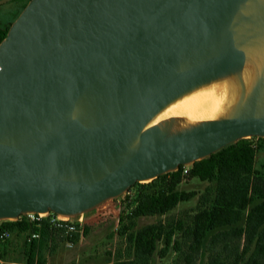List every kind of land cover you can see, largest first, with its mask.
<instances>
[{
	"label": "water",
	"instance_id": "obj_1",
	"mask_svg": "<svg viewBox=\"0 0 264 264\" xmlns=\"http://www.w3.org/2000/svg\"><path fill=\"white\" fill-rule=\"evenodd\" d=\"M237 24L242 41L264 34V0H29L0 41V219L77 215L264 137L258 85L237 116L172 133L150 125L180 95L243 66Z\"/></svg>",
	"mask_w": 264,
	"mask_h": 264
},
{
	"label": "trees",
	"instance_id": "obj_2",
	"mask_svg": "<svg viewBox=\"0 0 264 264\" xmlns=\"http://www.w3.org/2000/svg\"><path fill=\"white\" fill-rule=\"evenodd\" d=\"M7 30L8 27L0 32V41ZM244 139L193 161L185 173L183 165H179L149 182L133 184L128 189L136 188L126 215L129 225L122 224L118 232L129 244V257H116L106 264H149L155 253L165 256L170 248L178 251L186 264H197L203 252L207 254L204 264H264V171L255 168L257 146ZM185 177L215 183L214 188L209 186L201 194L202 205L188 222L159 220L129 232L136 218L164 215L179 202L195 196L193 191L178 188ZM40 221V239L28 241L27 264H34L46 232L57 230L47 220ZM119 221L124 223L125 217ZM4 224L15 231L36 229L24 221L7 220ZM176 233H180L181 240L175 237ZM78 235L72 232L68 238L74 241Z\"/></svg>",
	"mask_w": 264,
	"mask_h": 264
},
{
	"label": "rangeland",
	"instance_id": "obj_3",
	"mask_svg": "<svg viewBox=\"0 0 264 264\" xmlns=\"http://www.w3.org/2000/svg\"><path fill=\"white\" fill-rule=\"evenodd\" d=\"M29 0H0V32L7 29L11 22L16 18ZM177 125H165L163 128L168 132H177L174 128ZM185 129V128H184ZM246 141L257 146L255 168L264 171V137L258 136L245 137ZM192 166V162L183 165L184 173ZM152 179L139 181L140 183L149 182ZM214 182H208L197 177H185L178 185L179 189L195 192V196L186 201L179 202L175 208L164 215H148L135 219V225L129 232L148 224L166 219H182L186 222L190 220L202 203L200 198L206 189ZM136 188L133 187L117 197L109 198L101 203L100 209H108L111 213L102 218L91 217L96 211L90 210L85 213L87 221L81 226L78 238L71 241L68 235L61 231L49 230L42 239L40 250L34 257V264H106L113 261L116 257L128 258V242L125 236L118 232L124 224L129 225L126 218L129 212L130 201L135 199ZM213 197L211 193L210 198ZM202 205V204H201ZM121 216L125 217L124 223H120ZM75 218V215L71 217ZM7 220H14L7 218ZM123 224V225H122ZM175 237L181 240L180 233ZM35 239H40L39 236ZM28 237L23 231H16L14 238L8 243L0 245V264H27V257L30 252L28 247ZM161 246H159L160 248ZM206 252L201 253L197 264H204ZM149 264H186L184 257L173 248H170L165 256L155 253Z\"/></svg>",
	"mask_w": 264,
	"mask_h": 264
},
{
	"label": "bare ground",
	"instance_id": "obj_4",
	"mask_svg": "<svg viewBox=\"0 0 264 264\" xmlns=\"http://www.w3.org/2000/svg\"><path fill=\"white\" fill-rule=\"evenodd\" d=\"M240 12L247 14L252 10L241 5ZM233 30L234 39L239 40L247 28L237 24ZM239 43V48L245 53V62L239 70L202 83L180 95L161 109L150 125L162 129L165 125H177L174 128L177 131L205 121L237 116L256 85L254 108H257L264 96V34L249 40L240 39Z\"/></svg>",
	"mask_w": 264,
	"mask_h": 264
},
{
	"label": "built area",
	"instance_id": "obj_5",
	"mask_svg": "<svg viewBox=\"0 0 264 264\" xmlns=\"http://www.w3.org/2000/svg\"><path fill=\"white\" fill-rule=\"evenodd\" d=\"M111 213L108 209H100L97 210L91 217L95 218H102L105 217L107 214ZM69 215H61L57 214L55 212L49 211V212H34V211H28L25 213H21L16 218H13L17 221H24L30 226H33L36 229L30 228L29 230L24 231L28 237V240H32L39 236L40 228H41V221L42 219L47 220V222L55 229L65 233L66 235H69L72 232H78L80 231V228L82 225L85 224L87 221V216H85L84 212L79 213L75 215V218L72 219ZM7 221L6 218L0 219V245L7 243L11 241L15 235L14 230L8 228L4 222Z\"/></svg>",
	"mask_w": 264,
	"mask_h": 264
},
{
	"label": "crops",
	"instance_id": "obj_6",
	"mask_svg": "<svg viewBox=\"0 0 264 264\" xmlns=\"http://www.w3.org/2000/svg\"><path fill=\"white\" fill-rule=\"evenodd\" d=\"M101 204H99L98 206H96V207H94V208H92V209H90V210H94V211H97L98 210V207L100 206ZM101 207V206H100ZM89 210V211H90ZM85 213H87V212H84V214ZM16 231L14 230V233H15ZM14 238V237H13ZM8 243V242H7ZM6 244V243H5ZM4 245V244H3ZM2 246V245H1Z\"/></svg>",
	"mask_w": 264,
	"mask_h": 264
}]
</instances>
